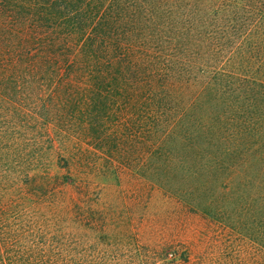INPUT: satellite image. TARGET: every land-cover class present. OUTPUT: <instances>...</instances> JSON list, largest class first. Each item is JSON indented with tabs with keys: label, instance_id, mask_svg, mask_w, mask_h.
Here are the masks:
<instances>
[{
	"label": "rangeland",
	"instance_id": "1",
	"mask_svg": "<svg viewBox=\"0 0 264 264\" xmlns=\"http://www.w3.org/2000/svg\"><path fill=\"white\" fill-rule=\"evenodd\" d=\"M131 2L149 95L78 59L127 0H0V241L74 246L0 264H264V0Z\"/></svg>",
	"mask_w": 264,
	"mask_h": 264
},
{
	"label": "trees",
	"instance_id": "2",
	"mask_svg": "<svg viewBox=\"0 0 264 264\" xmlns=\"http://www.w3.org/2000/svg\"><path fill=\"white\" fill-rule=\"evenodd\" d=\"M131 1L133 0H127V5L123 10L124 14L122 13L117 21L114 20L112 22H107L106 14L103 10H101V12L99 11L97 16H94V22L90 24V28H87L85 32H83L81 40L78 42L79 46L84 45L85 47L82 51V55L78 59L85 62L94 61L97 63H112L114 61H119L120 63L138 69L142 73V87L144 93L145 95H149L154 91L153 78L156 76L158 68H156L153 63H150L147 60L148 58L146 60L142 59L143 55L145 57L150 56V54H146L145 52L147 49L145 47V37L147 33L144 32V28L140 24L139 18L132 14L130 4L133 3ZM126 8L127 10H125ZM142 18L145 20V16ZM125 19L129 24L127 32L123 31L120 34L115 32L114 36L110 37L108 35L110 29H112L118 21L120 22ZM100 22L102 27H94L95 24H99L100 26ZM72 31L64 36V41H62L63 46L70 43V34L73 33ZM111 48H117L118 52H116V54H111ZM71 59L73 58H68V60ZM142 63H144V66H141ZM3 231L4 230L0 228V236ZM73 251L74 246L71 243L41 242L37 244H29L15 239L0 241V258H4V256L18 255L36 256L65 253L71 254Z\"/></svg>",
	"mask_w": 264,
	"mask_h": 264
}]
</instances>
